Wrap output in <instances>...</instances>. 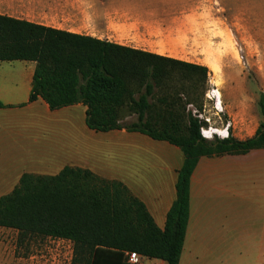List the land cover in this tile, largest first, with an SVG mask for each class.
Masks as SVG:
<instances>
[{
    "label": "crops",
    "instance_id": "crops-1",
    "mask_svg": "<svg viewBox=\"0 0 264 264\" xmlns=\"http://www.w3.org/2000/svg\"><path fill=\"white\" fill-rule=\"evenodd\" d=\"M198 3L0 0V14L200 64L182 53L197 38ZM259 23L248 19L245 24L244 51L250 64L263 65L264 23ZM251 39L259 43V57L251 56ZM36 66L32 60L0 61V197L11 193L25 173L52 176L66 166L80 167L125 184L164 229L177 197L182 149L126 127L91 129L83 102L53 109L42 97L31 101ZM10 229L0 226L1 234ZM142 264L168 263L145 257ZM179 264H264V148L200 158L191 178Z\"/></svg>",
    "mask_w": 264,
    "mask_h": 264
},
{
    "label": "trees",
    "instance_id": "trees-1",
    "mask_svg": "<svg viewBox=\"0 0 264 264\" xmlns=\"http://www.w3.org/2000/svg\"><path fill=\"white\" fill-rule=\"evenodd\" d=\"M2 60L37 62L31 101L42 97L53 109L83 102L88 126L109 131L125 127L120 110L128 98L130 111L138 114L128 130L183 151L177 197L164 229L125 184L80 167L66 166L52 176L25 173L11 193L0 197V226L17 229L20 237L72 240V264H133L128 252L179 264L190 218L191 178L200 158L264 148V119L246 139L208 141L191 116L185 123L173 111L159 113V120L148 114L156 85L174 72L205 81L206 66L0 14ZM260 105L264 115V97Z\"/></svg>",
    "mask_w": 264,
    "mask_h": 264
},
{
    "label": "rangeland",
    "instance_id": "rangeland-1",
    "mask_svg": "<svg viewBox=\"0 0 264 264\" xmlns=\"http://www.w3.org/2000/svg\"><path fill=\"white\" fill-rule=\"evenodd\" d=\"M198 5L194 27L197 38L195 35L193 44L189 43L182 53L185 59H194L206 66L207 78L203 81L199 76L187 78L178 72L172 73L162 84L156 85L154 94L149 96L148 114L159 120V113L167 116L173 111L181 115L185 123L191 116L200 125L207 124L194 116L197 109L215 121L216 126L225 127L230 120V137L246 139L264 119L260 105L264 97V81L260 80L264 78V64H250L245 58V24L248 19L253 25L264 23V0H199ZM249 5L251 9L246 10ZM248 48L252 58L259 57L257 41L249 40ZM214 86L221 93L224 109L221 119L207 96ZM131 87L135 91L138 89L136 83ZM246 91L252 92L251 99ZM139 95L138 92L134 94L136 99ZM128 101L126 98L120 110L121 123L125 127H131L138 120V114L130 111ZM216 139L220 138L206 140ZM0 240L4 241L3 245L0 242V264H72L73 261L74 242L71 241H58L50 236L20 237V232L14 228L3 234L0 232Z\"/></svg>",
    "mask_w": 264,
    "mask_h": 264
},
{
    "label": "built area",
    "instance_id": "built-area-1",
    "mask_svg": "<svg viewBox=\"0 0 264 264\" xmlns=\"http://www.w3.org/2000/svg\"><path fill=\"white\" fill-rule=\"evenodd\" d=\"M208 98L212 101L213 107L216 110L215 114L218 118H222V114L224 113L221 93L217 87H213L209 89L207 92ZM194 116L196 118H200V122L205 120L207 124L201 125L200 133L203 138L208 140L214 139L216 136L220 139H226L230 137V127L232 122L229 120L225 127H220L215 125V121L212 122V119L209 117H205L200 111L197 109L194 111ZM145 256L137 253V252H128V261L133 264H142L144 262Z\"/></svg>",
    "mask_w": 264,
    "mask_h": 264
}]
</instances>
